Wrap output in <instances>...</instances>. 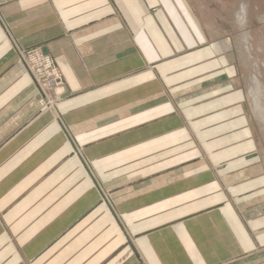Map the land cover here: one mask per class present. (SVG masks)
Masks as SVG:
<instances>
[{"label": "crops", "instance_id": "0c3cea01", "mask_svg": "<svg viewBox=\"0 0 264 264\" xmlns=\"http://www.w3.org/2000/svg\"><path fill=\"white\" fill-rule=\"evenodd\" d=\"M205 29L188 0H0V264H264V176L195 80Z\"/></svg>", "mask_w": 264, "mask_h": 264}, {"label": "rangeland", "instance_id": "374dc122", "mask_svg": "<svg viewBox=\"0 0 264 264\" xmlns=\"http://www.w3.org/2000/svg\"><path fill=\"white\" fill-rule=\"evenodd\" d=\"M188 2L206 25L204 33L211 49L208 73L204 78L201 76L195 80H201L200 85L210 90L208 95L216 97L224 104L222 106L229 110V114L226 115L231 117L227 118L226 122L235 121L233 124L240 129L242 139L247 140L242 142L240 152L253 160L256 159L258 170L261 176H264V125L262 126L256 111V106H259L263 108L261 114L264 113V0H188ZM244 5L248 9V25L241 29L237 20ZM213 34L217 37L214 38ZM245 34L250 36L249 47L245 42L236 40ZM223 40L231 45L230 51H225L220 46ZM196 53L197 51H194V60H201L200 55ZM220 90L225 94H214Z\"/></svg>", "mask_w": 264, "mask_h": 264}, {"label": "built area", "instance_id": "2783aa9c", "mask_svg": "<svg viewBox=\"0 0 264 264\" xmlns=\"http://www.w3.org/2000/svg\"><path fill=\"white\" fill-rule=\"evenodd\" d=\"M20 57L39 85L46 107L53 109L63 103V82L53 60L41 50L36 49L20 51ZM56 89H61L62 93H58Z\"/></svg>", "mask_w": 264, "mask_h": 264}, {"label": "bare ground", "instance_id": "6f19581e", "mask_svg": "<svg viewBox=\"0 0 264 264\" xmlns=\"http://www.w3.org/2000/svg\"><path fill=\"white\" fill-rule=\"evenodd\" d=\"M242 12H239L238 14V25H239V28L241 29H245L246 26L248 25L247 24V18H248V9H247V6L244 5V7L242 8L241 10ZM211 27V26H210ZM216 29V28H215ZM214 29V30H215ZM217 32V31H215ZM218 34V33H217ZM215 37H217L215 34H213ZM238 42H245L247 44V46L249 47L251 42H250V36L245 34V35H241L238 37ZM222 48L225 50V51H230L232 49L231 45H229L225 40H223L222 42H220ZM244 52V51H242ZM244 62V61H243ZM251 66V65H249ZM255 81H258V80H255ZM259 82V81H258ZM258 82H255L258 84ZM255 85V84H254ZM253 85V86H254ZM252 86V85H251ZM257 86V85H256ZM253 89V88H252ZM56 91L58 93H62V90L61 89H56ZM254 93V92H253ZM258 93V92H257ZM255 94V93H254ZM53 95V94H52ZM53 98V97H52ZM252 99V98H251ZM260 100V99H259ZM256 101V100H255ZM257 104V103H256ZM261 104V103H260ZM262 105V104H261ZM263 106V105H262ZM264 107V106H263ZM262 108V107H261ZM261 108L259 106H256V111L258 113V119L261 121V124L262 126L264 125V113L261 114ZM263 109V108H262Z\"/></svg>", "mask_w": 264, "mask_h": 264}]
</instances>
